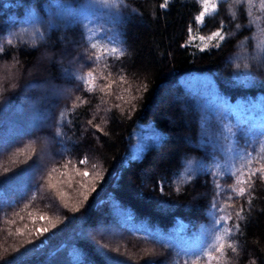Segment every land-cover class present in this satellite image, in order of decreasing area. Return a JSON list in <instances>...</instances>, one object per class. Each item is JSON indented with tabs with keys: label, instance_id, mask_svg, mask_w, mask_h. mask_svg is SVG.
<instances>
[{
	"label": "trees",
	"instance_id": "trees-1",
	"mask_svg": "<svg viewBox=\"0 0 264 264\" xmlns=\"http://www.w3.org/2000/svg\"><path fill=\"white\" fill-rule=\"evenodd\" d=\"M163 2L0 0V264H264V180L239 182L264 167V67L253 63L264 10L223 0L198 23L200 0ZM221 20L226 39L201 51ZM92 43L101 60L89 65ZM41 57L45 76L29 78ZM245 64L255 79L241 86ZM149 121L164 140L127 159L133 131ZM249 145L254 158H239ZM218 215L240 231L224 255L219 241L209 245L218 259L192 256Z\"/></svg>",
	"mask_w": 264,
	"mask_h": 264
},
{
	"label": "snow or ice",
	"instance_id": "snow-or-ice-1",
	"mask_svg": "<svg viewBox=\"0 0 264 264\" xmlns=\"http://www.w3.org/2000/svg\"><path fill=\"white\" fill-rule=\"evenodd\" d=\"M220 2H223V0H200V3L202 4V10L199 12V14L195 17L196 21L198 23H203L205 16L208 15L210 12L211 13H216L218 12V4ZM169 3V0H164L163 3L160 4V8H165L167 6V4ZM235 3L241 4V5H249V4H253V0H235ZM260 8L261 10H264V0H260ZM235 18V17H233ZM260 17L257 16L255 18V20L253 22H255L256 20H259ZM224 21L221 20L220 21V25L219 28H217V30L212 31L207 37L205 36H201L200 40L201 41H216L214 44H204L203 47L200 49L201 51L207 49L208 47H217L219 48L221 43L226 39V33L224 32ZM237 28H240V25L237 24L236 25ZM37 33H40V29L37 28L36 29ZM7 44L8 45H14V40L13 38H7ZM90 49L93 50L91 53H89L88 49H85V54L87 56V61L89 65H94L96 63H98L101 60V56H97L95 55L94 50L96 49V44L92 43L90 46ZM110 51L114 56H116L117 59H119V57L121 55H123V51L118 48L117 46H113L110 48ZM108 51H104L103 55L107 56L108 55ZM4 52L3 48H0V55H2ZM253 63L258 67H264V53H260L259 55H257L255 52L253 53ZM237 69H240V65L237 64L236 65ZM252 67L253 64H245L244 65V71L241 74H238L236 79L237 81L240 82L241 86H243L244 83H250L253 82L255 77L252 75ZM65 71V75L68 76L69 78L72 79H79L82 83L86 81V79H92L94 77V72L93 71H89L87 72V76L86 78L81 76V77H76L74 73L69 72L68 70H64ZM124 77L121 76V82H123ZM107 87H111V85H107ZM103 91V89H101ZM77 99H80L79 97H77ZM117 107H119V105H117ZM61 117H63V113H61ZM89 124L92 123L91 120L88 121ZM98 130L102 131V129H99V127L97 126ZM56 138H62V134L60 133L59 129H57L56 133L54 134ZM253 151L254 149L251 148V145H249L248 150H245L243 152H241L239 154V158L243 159L245 157L249 158V160H251L253 157ZM88 162L87 160V156H85L84 158L79 160V164L80 165H86ZM71 163V161H67V163H65L64 167H67L68 164ZM95 167V166H93ZM7 171V170H6ZM53 171H55V169H53ZM237 171H241L240 169H238ZM83 176H88L89 173L87 171H84ZM241 174L244 175L246 177L245 180L243 181H239L240 183L243 184H250V183H254V177H256L258 174H260V178L262 180H264V167L258 168V169H247L246 171H241ZM230 175H235L234 173H230ZM190 179L191 177V173H189ZM159 187H160V191L161 193H163L164 190V184L162 181L158 182ZM39 188V185L37 186ZM217 187H219V185H217ZM94 190V189H93ZM248 189L244 188V187H240L239 188V195H244L245 192ZM217 195H219V193H217ZM84 199L87 200L88 197L87 195L84 196ZM227 199L231 200L232 197L229 195L227 197ZM250 203V201H249ZM210 208L213 211H216L217 213L222 212L223 209H218L216 206V202L215 200L213 201V203L210 205ZM78 209H73V211H77ZM243 211V208L241 209V212ZM241 213L238 212L237 216H239ZM43 219V217H42ZM231 219V215H229L227 218H225L222 215H218L217 218L215 219L214 223L217 225V228L214 230V232L212 233V235L210 236V238L205 242L204 246H202V248L200 249L199 252L193 253L192 256L200 258V259H205L207 258L209 261L212 259H218V257L213 256L212 255V251L209 250V245L210 244H215L217 241H219L218 246L214 247V251L216 253H219L220 255H224L225 254V243L224 240L228 237H231L232 235H234L236 232L240 231V225L239 223H236L234 225V228H229V227H224L223 225L227 223V220ZM51 227L55 228L56 225L53 223L51 225ZM223 231L224 235L223 236H216L215 232L216 231ZM38 233L40 235H43L44 233H47L49 231L48 228H43V229H38L37 230ZM28 244L33 245L34 247H38V245H35L34 241L29 240ZM227 248L231 249L233 252L236 251V248L233 246V244L231 242L227 243ZM29 251H31V249L25 247L24 250L22 252L18 253L17 257H14L13 259H19L20 257H23L24 255H26ZM192 256L188 257V259H192ZM7 264H12V261H8ZM187 264V261H186Z\"/></svg>",
	"mask_w": 264,
	"mask_h": 264
},
{
	"label": "rangeland",
	"instance_id": "rangeland-1",
	"mask_svg": "<svg viewBox=\"0 0 264 264\" xmlns=\"http://www.w3.org/2000/svg\"><path fill=\"white\" fill-rule=\"evenodd\" d=\"M42 64H44V66ZM48 64L47 59L45 57H41L35 70L28 71L27 76L31 79H41L45 76L43 73L44 70H47L46 67ZM42 68L44 69L43 72ZM24 92L27 93V91ZM22 103L24 104L25 102L23 101ZM132 138L133 142L129 147V153L127 152L128 154H126V158L139 159L147 149L152 146L159 145L164 140L165 134L157 128L152 121H149L147 123L139 124L133 131Z\"/></svg>",
	"mask_w": 264,
	"mask_h": 264
},
{
	"label": "bare ground",
	"instance_id": "bare-ground-1",
	"mask_svg": "<svg viewBox=\"0 0 264 264\" xmlns=\"http://www.w3.org/2000/svg\"><path fill=\"white\" fill-rule=\"evenodd\" d=\"M172 92H173V91H172ZM176 92H177V91H176ZM179 101H180V100H179ZM183 101L186 102L185 100H183ZM180 103H181V102H180ZM178 104H179V103H178ZM182 104H183V103H182ZM185 107H186V106H185ZM188 107H189V106H188ZM189 108H190V107H189ZM189 108H188V109H189ZM128 153H129V152H128ZM128 153H127V154H128ZM126 157H127V155H126Z\"/></svg>",
	"mask_w": 264,
	"mask_h": 264
}]
</instances>
